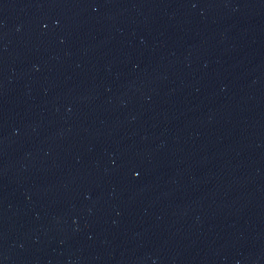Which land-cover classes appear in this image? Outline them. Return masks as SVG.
<instances>
[{"label": "water", "instance_id": "1", "mask_svg": "<svg viewBox=\"0 0 264 264\" xmlns=\"http://www.w3.org/2000/svg\"><path fill=\"white\" fill-rule=\"evenodd\" d=\"M0 264H264V0H0Z\"/></svg>", "mask_w": 264, "mask_h": 264}, {"label": "snow or ice", "instance_id": "2", "mask_svg": "<svg viewBox=\"0 0 264 264\" xmlns=\"http://www.w3.org/2000/svg\"><path fill=\"white\" fill-rule=\"evenodd\" d=\"M137 175H139V173H137Z\"/></svg>", "mask_w": 264, "mask_h": 264}]
</instances>
